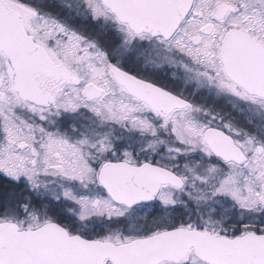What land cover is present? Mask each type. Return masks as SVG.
<instances>
[{
  "label": "snow or ice",
  "instance_id": "6c2138e0",
  "mask_svg": "<svg viewBox=\"0 0 264 264\" xmlns=\"http://www.w3.org/2000/svg\"><path fill=\"white\" fill-rule=\"evenodd\" d=\"M0 264H264V0H0Z\"/></svg>",
  "mask_w": 264,
  "mask_h": 264
}]
</instances>
